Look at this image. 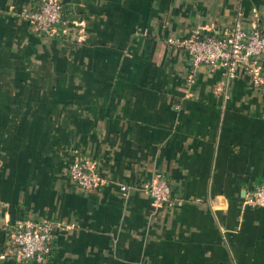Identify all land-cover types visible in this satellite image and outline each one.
Here are the masks:
<instances>
[{"label": "crops", "instance_id": "crops-1", "mask_svg": "<svg viewBox=\"0 0 264 264\" xmlns=\"http://www.w3.org/2000/svg\"><path fill=\"white\" fill-rule=\"evenodd\" d=\"M40 1L0 0V251L19 219L48 221L52 250L0 264H264V204H243L264 180V54L254 82L172 41L264 33V0H61L55 35L19 15ZM74 151L100 184L70 179Z\"/></svg>", "mask_w": 264, "mask_h": 264}, {"label": "built area", "instance_id": "built-area-1", "mask_svg": "<svg viewBox=\"0 0 264 264\" xmlns=\"http://www.w3.org/2000/svg\"><path fill=\"white\" fill-rule=\"evenodd\" d=\"M19 15L46 35L67 32L68 19L62 12L59 0H41L38 7L23 9ZM172 41L190 53L193 64L222 65L228 78L243 69L254 82L262 80L259 61L264 54V33L256 22L244 26L241 20L236 19L221 28L194 29ZM67 173L74 183L84 189L97 186L102 181L96 163L82 156L71 161ZM121 188L125 189L126 186L121 185ZM145 188L156 202L169 198L170 184L166 177H156ZM243 204H264V180L245 193ZM6 233L5 245L0 251L1 259L11 257L24 262H43L52 250V226L48 221L19 219L8 225Z\"/></svg>", "mask_w": 264, "mask_h": 264}, {"label": "trees", "instance_id": "trees-1", "mask_svg": "<svg viewBox=\"0 0 264 264\" xmlns=\"http://www.w3.org/2000/svg\"><path fill=\"white\" fill-rule=\"evenodd\" d=\"M59 2H60V5H61V8H62V12H63V14H64V16L68 19V24H69V17H68V15L66 14V11H65V9H64V6H63V4H62V2H61V0H59ZM39 5V4H38ZM38 5L36 6V7H38ZM36 7H34V8H36ZM33 8V9H34ZM67 24V25H68ZM260 28V27H259ZM262 31V30H261ZM263 32V31H262ZM72 154H71V156H70V158H69V161H68V166H69V164L71 163V161L75 158V157H77V156H81V154L79 153V152H71ZM67 169H68V167H67ZM95 187V186H94Z\"/></svg>", "mask_w": 264, "mask_h": 264}]
</instances>
